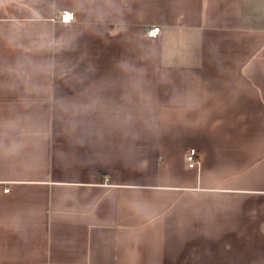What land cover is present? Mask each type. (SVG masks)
Instances as JSON below:
<instances>
[{
	"label": "crops",
	"instance_id": "1",
	"mask_svg": "<svg viewBox=\"0 0 264 264\" xmlns=\"http://www.w3.org/2000/svg\"><path fill=\"white\" fill-rule=\"evenodd\" d=\"M0 264H264V0H0Z\"/></svg>",
	"mask_w": 264,
	"mask_h": 264
},
{
	"label": "built area",
	"instance_id": "2",
	"mask_svg": "<svg viewBox=\"0 0 264 264\" xmlns=\"http://www.w3.org/2000/svg\"><path fill=\"white\" fill-rule=\"evenodd\" d=\"M58 17L63 22H71L75 18V13L73 11H70V10H65L62 13H60L58 15ZM160 31H161L160 26H153V27H150L147 29V35L150 37H155L160 33ZM186 157H187L189 166H191V167L196 166L198 163V160H199V152H198L197 148L191 147L188 150ZM5 190L9 191L10 188L6 187Z\"/></svg>",
	"mask_w": 264,
	"mask_h": 264
}]
</instances>
